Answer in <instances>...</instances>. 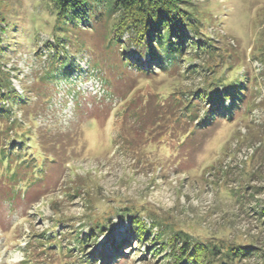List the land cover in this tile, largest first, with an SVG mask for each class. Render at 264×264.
Here are the masks:
<instances>
[{
    "label": "rangeland",
    "instance_id": "obj_1",
    "mask_svg": "<svg viewBox=\"0 0 264 264\" xmlns=\"http://www.w3.org/2000/svg\"><path fill=\"white\" fill-rule=\"evenodd\" d=\"M184 1L200 39L234 50L230 73L244 78L249 70L251 86L233 121L218 119L178 144L172 133L159 139L165 129L152 116L161 113L155 97L141 122L150 126L147 140L116 109L135 94L190 88L200 74L145 77L122 62L120 44L107 47L111 20L58 24L50 0H0V69L25 96L0 121V264H170L150 241L136 242L124 208L139 212L150 240L183 231L251 251L229 264H264V0ZM59 37L61 55L78 69L42 82L48 44ZM8 120L17 122L10 135ZM17 132L31 142L3 153L11 139L18 144ZM121 133L123 151L113 144ZM99 222L105 230L80 247L77 238Z\"/></svg>",
    "mask_w": 264,
    "mask_h": 264
},
{
    "label": "trees",
    "instance_id": "obj_2",
    "mask_svg": "<svg viewBox=\"0 0 264 264\" xmlns=\"http://www.w3.org/2000/svg\"><path fill=\"white\" fill-rule=\"evenodd\" d=\"M50 1L56 10L58 24L71 20L86 22L90 17L94 18L96 24L111 20L108 25L107 47L112 48L120 44L123 52L122 62L145 77L171 71L178 77H187L192 73L202 76L201 82L192 84L190 88L175 85L174 90L167 95L155 90L136 99L135 94L116 109L125 114L126 127L135 130L141 137L145 135L146 140L149 137L150 126L147 124L148 126L143 127L141 122L150 117L147 104L152 97L156 98V105L161 111V113H153L152 116L159 118L156 124L160 125L161 129H165L159 138L160 141H163L165 134L169 136L172 133L178 144H184L197 130L211 127L218 119L226 118L233 121L236 112L246 102L251 86V72L248 70L244 78H239L237 72L230 73L234 68L230 59L238 54L232 53L234 50L231 51L226 47L215 46L209 40L200 39L199 20L195 18L189 2L184 0ZM125 34L128 38L120 42ZM63 41L62 37H59L56 38L55 43L48 44L52 58L48 70L40 78L42 82L50 83L61 77L69 78L78 69L71 59L64 54L61 55L62 49H65ZM131 47L141 58H134L133 53L130 56ZM24 97L18 94L12 87L10 79L0 69V121L9 119L12 116L13 105L19 104ZM228 100L230 104L227 105ZM4 101L11 105L2 106L1 103ZM8 123L4 130L5 134L10 135L8 133L17 122L8 120ZM119 137L123 141L118 143L115 140L113 144L123 151L125 141L128 139L122 133ZM16 138L18 144L11 139L9 147L1 149L3 153L12 154L19 148L27 147L31 142L28 134L17 132ZM170 140L173 139H167ZM123 210L126 214H122L121 217H127L129 214V230L136 242L142 244L150 241V246L154 248L153 253L164 251L165 256L169 257L170 264H221L220 262L224 260L233 263L236 259L251 255V251L246 246L201 241L193 239L183 231L167 239L161 234L150 240L152 232L147 230L139 212L133 213L129 208ZM260 215L264 217V209L261 210ZM105 227L107 224L102 225L100 222L92 226L91 236L77 238L80 247L84 248L88 243L87 239L99 232L102 233ZM127 243L133 250L130 242Z\"/></svg>",
    "mask_w": 264,
    "mask_h": 264
},
{
    "label": "water",
    "instance_id": "obj_3",
    "mask_svg": "<svg viewBox=\"0 0 264 264\" xmlns=\"http://www.w3.org/2000/svg\"><path fill=\"white\" fill-rule=\"evenodd\" d=\"M221 264H229L228 262H226V261H223V262H221Z\"/></svg>",
    "mask_w": 264,
    "mask_h": 264
}]
</instances>
